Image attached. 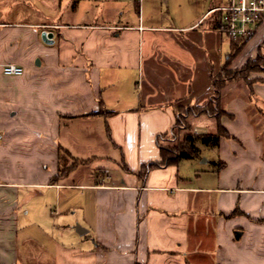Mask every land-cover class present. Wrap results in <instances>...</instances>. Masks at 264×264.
<instances>
[{"label":"crops","instance_id":"1","mask_svg":"<svg viewBox=\"0 0 264 264\" xmlns=\"http://www.w3.org/2000/svg\"><path fill=\"white\" fill-rule=\"evenodd\" d=\"M226 1L0 0V264H264V66L226 82L220 120L188 116L230 136L150 166L213 99ZM244 40L234 70L264 56V20ZM63 151L94 181L58 179Z\"/></svg>","mask_w":264,"mask_h":264},{"label":"trees","instance_id":"2","mask_svg":"<svg viewBox=\"0 0 264 264\" xmlns=\"http://www.w3.org/2000/svg\"><path fill=\"white\" fill-rule=\"evenodd\" d=\"M215 18L217 21L216 25L219 26L220 13H218ZM232 41L234 43L233 50L228 54L227 59L225 60L219 72L215 75H212L213 85L215 88L213 99L205 107L192 106L180 108V115L173 130H175L178 126H181L182 122L186 124L188 116L192 114H209L220 120L225 112L221 103V93L226 82L228 80L237 78H245L248 82H250L249 76L251 72L260 70V68L264 66V56L262 54H259L255 59L249 61L241 69L232 70L229 67L231 60L239 52L240 47L244 44L245 40L234 39ZM108 112L110 111H106V113ZM185 126L188 127V123ZM187 129H189V127ZM226 136H230V134L228 133L227 129L220 123L218 125V130L215 133H197L187 131L180 143L172 147H166L164 144L160 145L161 161L152 163L150 166L153 167L155 165L176 164L186 158L200 157L201 144L206 147H215L219 144L220 138ZM126 169H128V167H126ZM146 171L147 169H145V173ZM54 179L55 178H53V180Z\"/></svg>","mask_w":264,"mask_h":264},{"label":"built area","instance_id":"3","mask_svg":"<svg viewBox=\"0 0 264 264\" xmlns=\"http://www.w3.org/2000/svg\"><path fill=\"white\" fill-rule=\"evenodd\" d=\"M217 11L220 13L218 28L228 38L246 39L253 36L264 20V0H227ZM2 73L5 76H22L25 68L15 63H6L2 66Z\"/></svg>","mask_w":264,"mask_h":264},{"label":"rangeland","instance_id":"4","mask_svg":"<svg viewBox=\"0 0 264 264\" xmlns=\"http://www.w3.org/2000/svg\"><path fill=\"white\" fill-rule=\"evenodd\" d=\"M246 39H248V38H246ZM232 70H234V69H232ZM189 120H190L191 125L194 126V124H196V121L193 122V118H189V119L186 120V124L188 123V127H189ZM186 124L184 122H182L181 126H178L173 131L172 135L170 136V139L168 138L167 141L164 143V145L166 147H172V146L180 143L183 140L184 134L187 132V128H188V127L185 126ZM205 124L208 125L210 129L216 128V122L213 121V119H212V122H208V123H205ZM182 125H184V126H182ZM190 130L193 131V128L190 129ZM77 131H78V133H77L78 136H81L82 134H81L80 128H78ZM200 146L203 147V148L205 147L202 144ZM88 160H90V159L84 158L82 156H75V158H73V157H71L70 155L66 154L63 151L62 154H61V166L59 167L57 178L58 179L59 178H63L64 176L69 174L72 170L76 169L77 170L76 173L78 175H76L75 177H76V180L78 182H88V183L93 182L94 181V177H95V174L93 176L91 175V173H93V170H91V169H89L87 171L85 170L87 168L86 165L88 163L87 162ZM188 161L189 160H184L182 165H187V163H189ZM74 192H75V194L81 193V192H78V190H75V189H74ZM35 193H37V192H35ZM65 199H66L65 196H63L61 198V200L59 199V201H61L63 203V209H66L68 207V205H66V203H64L66 201ZM82 201H83V198H79L78 195L74 196V198H73V203H75V204L79 203L78 204L79 206H81V202ZM58 205L60 206V204H58ZM52 208H54V210H55L56 207H52ZM79 218H81V215L79 216ZM58 219H60V216H58ZM59 223H60V220H59ZM64 233L65 232L60 229L59 232H58L59 237H62L64 235Z\"/></svg>","mask_w":264,"mask_h":264},{"label":"water","instance_id":"5","mask_svg":"<svg viewBox=\"0 0 264 264\" xmlns=\"http://www.w3.org/2000/svg\"><path fill=\"white\" fill-rule=\"evenodd\" d=\"M47 36H51V34H50V33H48V34H47Z\"/></svg>","mask_w":264,"mask_h":264}]
</instances>
